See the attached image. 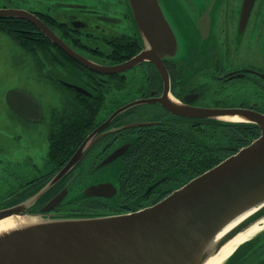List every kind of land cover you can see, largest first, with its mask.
Listing matches in <instances>:
<instances>
[{"label": "flooded vegetation", "instance_id": "flooded-vegetation-1", "mask_svg": "<svg viewBox=\"0 0 264 264\" xmlns=\"http://www.w3.org/2000/svg\"><path fill=\"white\" fill-rule=\"evenodd\" d=\"M160 1L162 5L168 6L172 15L182 26V32L179 34L182 46L177 50L181 56L170 58L165 55L163 59L170 77L172 94L187 105L206 108L241 107L264 113V0H254L245 18H242L245 0ZM181 4L183 7L191 9L193 14L183 23L184 17L179 13ZM197 5L199 6L196 7ZM0 8L22 9L32 13L84 56H99L95 52L96 50L103 52L104 56H99L100 60L98 59V62L102 61L100 62L102 64L120 63L121 61L117 57L126 55L123 50H117L115 53H118V56H116L110 48H105L110 45L109 43L114 37L119 38V41L126 42L125 35H128L133 38L131 40L136 38L142 47L141 38L127 0H0ZM203 16L205 24H202ZM14 19H18L24 24V27L18 29L23 37L34 41L49 40L53 42L36 24L24 17H0V35L10 40L9 44L12 47H18L21 52L29 56L32 55L2 30L1 26ZM125 22H129L130 31L122 30L119 33L112 31L114 25L122 26ZM30 24L33 26L32 28L28 26ZM224 34L226 37L223 36ZM225 39L226 42L224 43ZM116 46L122 47L120 44ZM37 48L39 50L35 51L39 57L46 56L47 53H55L56 64L47 67V62L44 59H40V64H37V61L33 59V71L45 81L47 80L46 71L50 72L52 78H57L59 82L65 83L64 88L58 86L56 82H50L51 88L56 90L58 87L56 92L61 100L67 95L76 100L73 90L76 92L78 90L72 86L75 84L63 81L61 78L62 67H60L59 52L57 53L53 47H49L48 50L41 46ZM60 48L62 49V47ZM138 66L143 69L144 80L141 83H146L139 85V97L119 105L109 114H106L107 108L101 111L95 119L89 121L87 127L89 129L84 134L81 143L75 147L73 154L91 133H93V143L76 165L42 194L40 201L33 206V211H42L41 208L66 187L68 191L65 197L50 212L88 215L132 212L152 205L169 194L166 192L169 191L170 185L162 184V177L155 182H146L144 187L137 188L136 194L125 199L122 194L126 180L124 173L128 165L127 152L132 149L134 143L146 132V129L149 126H154V124L162 123V125L178 133L180 131H176V129L183 128L186 132L191 124H204L210 119L188 117L169 111L157 100L165 92V79L157 65L146 60ZM46 68L48 69L45 70ZM125 72L119 74L123 75ZM246 82L250 84L252 89L250 92L227 93L225 91L227 87L240 86ZM125 88L126 86L122 89L115 87L114 90H119L125 94ZM32 95L42 107L43 118L33 121L32 118H24L18 115L10 107L13 113L25 122L18 121L17 128H25L30 131L32 125L40 124L45 119V112L37 98L38 96ZM137 99H147L151 102L139 103L129 107L104 126V123L116 109ZM5 100L7 102L6 95ZM127 110L128 112H126ZM160 130L163 129L160 128ZM8 137L17 138V142H19L18 146L14 147L17 150L15 155L20 157L21 154H24V160H17L16 163L34 169L36 173L41 171L42 178L39 181L34 180L35 178L32 181L28 180L29 178L21 180L19 184H22V187L18 188L15 194H11L10 190H2L9 194L0 193V198H3L0 200V204L22 200L37 185H45L50 177L64 165L62 164L63 161L60 160L53 164L56 167L52 169L58 167L57 169L52 170L53 172L51 171L49 175L48 173L45 174L44 170L46 169L42 164L46 163L43 160L46 159L47 154H42L39 146L27 145L28 141H23L22 134ZM128 144L129 147L124 154L116 160L102 165V161L111 152ZM3 146L1 150L4 149ZM37 156L41 157L39 162L36 160ZM8 157V154L5 153L1 158L10 162L11 166L15 165ZM43 168L44 170H42ZM3 172H5L4 167H0V176ZM105 182L113 183L115 190L114 188L109 189L106 195H87L86 189L90 185ZM141 191H143L142 194H139ZM72 204H80L81 206L70 208L69 205Z\"/></svg>", "mask_w": 264, "mask_h": 264}, {"label": "water", "instance_id": "water-1", "mask_svg": "<svg viewBox=\"0 0 264 264\" xmlns=\"http://www.w3.org/2000/svg\"><path fill=\"white\" fill-rule=\"evenodd\" d=\"M253 1L245 0L242 18L247 16ZM127 3L143 49L127 60L110 65L77 52L44 21L26 10L0 8V17L20 16L32 21L70 56L100 73L123 72L149 60L164 76L165 92L157 100L169 111L188 117L255 123L260 128V135L156 203L141 209L97 215L50 212L65 197L66 187L44 205L42 211H33L42 194L68 173L93 143L91 133L37 192L17 203L0 204V220L14 214L41 219V222L0 236V264H201L210 249L219 251L238 233L264 218V113L241 107L192 106L176 98L170 91V77L163 59L165 55L170 58L181 56L177 53L182 46L180 33L173 25L181 30L180 26L174 22L168 6L162 5L160 0H127ZM202 24H205L204 16ZM72 86L85 94L90 93L79 85ZM169 95H173L180 105L171 103ZM6 99L18 115L33 121L43 118L41 105L28 91L10 88ZM145 102L151 100L137 99L119 107L104 126L122 111ZM238 114L245 118H225ZM128 147L129 144L111 152L102 165L116 160ZM111 188L115 190L110 182L92 184L86 193L106 195ZM244 214L218 239L232 221Z\"/></svg>", "mask_w": 264, "mask_h": 264}, {"label": "trees", "instance_id": "trees-1", "mask_svg": "<svg viewBox=\"0 0 264 264\" xmlns=\"http://www.w3.org/2000/svg\"><path fill=\"white\" fill-rule=\"evenodd\" d=\"M28 26L30 28L33 27L31 24ZM21 27H24V24L18 19L6 22L1 26L2 30L14 41L31 52V56L34 57L37 64H40V59H44L47 62V67L48 65L55 66V53H47L46 56L39 57V54L35 51L39 50L37 48L38 46L47 50L49 47H53L57 53L59 52L61 60L60 67H62L61 78L63 81L80 85L90 92V94H85L73 90L76 98L79 96L82 99L79 101L78 98L76 100H73V98L70 101H64L61 110L58 109L51 113L53 115V121L50 126L51 130L48 138V159L53 162L56 159L55 157H60V155H57V147L60 144L62 147V159L60 160L63 161L62 164H65L71 158L70 156L73 155L75 147L81 143L87 129H89L87 128L89 121L95 119L104 108L107 94L115 87L122 89V87L126 86V76L124 74L120 75L119 73L121 72L105 74L94 71L75 60L49 40L34 41L23 37L20 35L21 31L18 30ZM131 39L133 38L126 36L125 48L132 49L133 46H136V48L126 52V55L117 57L121 62L134 56L141 48V44L137 42L136 38L134 40ZM34 46L36 47L34 48ZM95 52L99 56H104L103 52L97 50ZM113 52L115 53V51ZM99 56L89 58L98 62L100 60ZM94 57H97L99 60H96ZM46 77L56 82L58 86L60 85L65 88V85L59 82L57 78L51 77L50 72L46 71ZM208 119L210 120L204 124H191L186 132H184L183 128L176 129V131H180L178 133L162 125V123L149 126L146 132L134 143L132 149L127 152L126 159L128 160V165L124 173L126 178L125 186L130 176H134L135 178L136 175H141L144 177L134 181L137 188L144 187L148 181L155 182L163 177L162 184L170 185V189L166 194L170 193L192 178L213 167L227 156L237 152L243 146L248 145L260 135V128L255 123L228 122L213 118ZM160 128L163 130H160ZM70 142L75 144L72 150L71 148H67L71 145ZM147 143V146L150 145V149L148 153L143 154V151H140V147ZM60 160L53 163H57ZM43 185H37L25 198L37 192ZM142 192L139 194H142ZM19 201L14 202L17 203ZM80 206V204L76 205L77 208ZM61 214L72 213L64 212ZM263 234L264 232L240 245L224 264H264Z\"/></svg>", "mask_w": 264, "mask_h": 264}, {"label": "rangeland", "instance_id": "rangeland-1", "mask_svg": "<svg viewBox=\"0 0 264 264\" xmlns=\"http://www.w3.org/2000/svg\"><path fill=\"white\" fill-rule=\"evenodd\" d=\"M114 1V0H112ZM197 5L196 7H198ZM179 13L184 18L182 19V23L186 22L188 17L192 14V10L188 9L186 7H183V4L179 6ZM171 14V13H169ZM168 14V16H169ZM174 17V16H173ZM175 18V17H174ZM174 22L180 26L179 22L175 19ZM173 25V24H172ZM130 24L129 22H125L122 26H115L112 28V31L115 33H119L122 30L130 31ZM182 26H180L181 28ZM173 28L176 30V32L180 33L181 30L173 25ZM7 34V33H6ZM9 36V35H8ZM128 38H131L128 35H125ZM226 37V34L223 35ZM12 39V38H11ZM119 39V38H118ZM116 37L112 40L110 45L104 46L106 49L110 48L112 51L117 50H123L124 52L132 51L136 48V46H133L132 49L125 48L126 42L119 41ZM13 40V39H12ZM10 40H7L3 38V36L0 35V167H4L3 174L0 176V193L6 195L9 193H5L2 190H10L11 194H15L18 191V188L22 187V184H19L21 180H25V178H29L28 180H38L42 178L41 171H38L36 173V170L24 167L22 164H17V160H24V154H21L20 157H17L15 155V152L17 151L14 147L19 143L16 139L9 138L8 136H15L18 134H22V137L24 140L28 141L27 145H35L39 146L41 148V153L47 154V157L43 162L42 166H45L42 170L46 173H50L54 166L53 162L62 159V147H57V155H60V157H55L53 162H51L48 159L49 153V132L51 130L50 126L53 121V115H51L52 111L58 110L62 108V103L65 101L72 100V96L67 95L66 98L59 97V94L56 92V90L50 87V82L54 83L51 79L47 78L45 81L43 78H40L39 75L33 71L32 69V60L34 57L29 56L26 53L21 52L18 47L14 48L9 44ZM226 42V39L224 40V43ZM116 44L122 45V47L116 46ZM107 45V44H105ZM116 46V48H115ZM10 51H12L10 53ZM116 56L118 54L115 53ZM96 60H98L97 57H94ZM142 67L137 66L134 67L124 73L126 76V88H125V94L122 92H119V90H112L107 94L106 101L104 104V108L102 111L108 108V111L106 114H109V112L113 111L116 107L119 105L133 99L139 97V85L140 84H146L141 83L144 78L142 74ZM208 78V77H207ZM53 85V84H51ZM65 85V83H64ZM218 85V83H216ZM55 86V85H54ZM19 88L22 90H26L36 96L40 100L44 112H45V119L43 122L37 125H32L30 127V131L25 128H17L18 121L25 123L24 121H21L19 117H17L8 103L5 100V95L7 88ZM237 88V89H236ZM252 89L250 87V84L248 82L240 85V86H233V87H227L225 91L227 93H243V92H250ZM83 93V92H82ZM64 94H66L64 92ZM75 94V93H74ZM78 100L80 101L82 97L77 96ZM66 99V100H65ZM232 101V99H230ZM27 127V126H26ZM68 143V142H67ZM70 146L67 147L68 149L74 148L75 144L70 142ZM3 146V150H1V147ZM147 144H143L140 147V151H143V154L148 153L150 149V145L147 146ZM18 146V145H17ZM38 152V151H37ZM8 154V158L10 161L15 163V165L11 166L10 162H7L6 159L1 158L4 156V154ZM44 155V156H45ZM36 160L39 162L41 160V157L37 156ZM45 176V175H44ZM144 178L141 175H136L128 177L126 181V186L123 188V197L125 199L131 198L133 194L137 192V187L134 184V181ZM27 180V181H28ZM3 198H0V200ZM70 208H76V205H69ZM79 206V205H78ZM264 235V234H263Z\"/></svg>", "mask_w": 264, "mask_h": 264}, {"label": "bare ground", "instance_id": "bare-ground-1", "mask_svg": "<svg viewBox=\"0 0 264 264\" xmlns=\"http://www.w3.org/2000/svg\"><path fill=\"white\" fill-rule=\"evenodd\" d=\"M173 97H174L173 95H169V101L174 105H180L179 101L175 97L174 98ZM225 118L232 120H242L245 117L238 114L234 116L231 115L225 116ZM245 215L246 214L232 221L219 234L218 239L222 236V234L230 230V228L234 227L235 224H237L238 221L241 220ZM38 222H41L40 218L28 214L24 216H19L18 214H14L11 216L4 217L0 220V236L8 232L15 231L32 224H36ZM262 232H264V218L252 224L247 230L238 233L234 238L226 242L219 251L210 249L209 252L205 254L204 260L201 264H222L236 250V248H238L243 243L253 239Z\"/></svg>", "mask_w": 264, "mask_h": 264}, {"label": "crops", "instance_id": "crops-1", "mask_svg": "<svg viewBox=\"0 0 264 264\" xmlns=\"http://www.w3.org/2000/svg\"><path fill=\"white\" fill-rule=\"evenodd\" d=\"M238 246H239V245H238ZM238 246H237V247H238Z\"/></svg>", "mask_w": 264, "mask_h": 264}]
</instances>
